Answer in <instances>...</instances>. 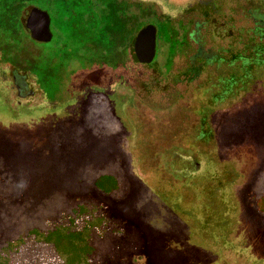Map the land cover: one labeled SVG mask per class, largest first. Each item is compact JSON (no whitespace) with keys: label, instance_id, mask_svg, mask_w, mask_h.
I'll use <instances>...</instances> for the list:
<instances>
[{"label":"rangeland","instance_id":"rangeland-1","mask_svg":"<svg viewBox=\"0 0 264 264\" xmlns=\"http://www.w3.org/2000/svg\"><path fill=\"white\" fill-rule=\"evenodd\" d=\"M174 1L129 0L128 14L156 26L161 40L167 21L155 20L177 16L185 2ZM217 5L229 36L219 24L203 28L202 49L230 62L249 49L264 0ZM195 49L171 57L161 41L152 67L130 55L115 69L71 64L44 90L54 93L49 103L30 75L33 94L19 101L11 78L24 74L0 59V264H63L36 233L55 229L85 230L90 264H264V214L255 207L264 195V70L230 86L236 69L210 65L188 81ZM101 176L118 190L101 191Z\"/></svg>","mask_w":264,"mask_h":264},{"label":"trees","instance_id":"trees-1","mask_svg":"<svg viewBox=\"0 0 264 264\" xmlns=\"http://www.w3.org/2000/svg\"><path fill=\"white\" fill-rule=\"evenodd\" d=\"M127 1L0 0V29L3 31L1 38L4 39V43H0V59L10 64L13 72H22L26 78L33 76L43 92L53 90L57 80H60L62 74L66 75L73 62L113 68L124 65L132 52L135 33L146 24L134 20L135 16L128 14ZM136 5L143 13L146 11L141 4ZM30 6H38L48 12L53 33L50 42L58 43V48L52 49L50 42L37 43L30 38L26 30V16ZM166 21L167 24L162 26L163 37L160 41L169 44V55L172 57L174 50L190 42H180L174 34L171 36L169 19ZM254 25L252 34L247 37L250 43L244 46L249 49H242L233 55L230 62H225L219 50L203 52L205 35L197 33V39L195 37L193 40L196 45L195 60L190 61L186 71L193 70L195 75L197 59H200L197 63L203 66L226 64L232 67L239 62L236 67L238 71L233 70L226 82L232 86L238 76L242 85L250 81L253 72L264 67V15L255 17ZM256 39L258 43L254 45ZM247 50L251 53L245 55ZM153 65L155 62L150 66ZM95 183L105 194L118 190L117 180L112 176H101ZM255 207L259 213L264 214V195L256 201ZM36 233L43 243L52 246L64 259L63 264H90L89 257L94 253V247L85 230L66 232L55 229L45 234Z\"/></svg>","mask_w":264,"mask_h":264},{"label":"flooded vegetation","instance_id":"flooded-vegetation-1","mask_svg":"<svg viewBox=\"0 0 264 264\" xmlns=\"http://www.w3.org/2000/svg\"><path fill=\"white\" fill-rule=\"evenodd\" d=\"M163 1H166V0H163ZM177 2V0H175ZM174 1V3H176ZM181 1H184L185 4L184 6H182L181 8H178L180 9L178 15L176 16H170V15H164V14H161L159 15V18H157V20L155 21H158L160 19H164V21H166V19L168 18L169 19V23H170V28H171V33L170 35L174 34L175 38L177 40H179L180 42H190L189 44L193 43V40L194 38L197 36V33L199 34V32H201V29H205V31L207 30V27L208 26H212V27H215V25L219 24L220 22L217 20V18L215 17V15L219 12V7H218V3L219 1H222V0H193L192 2L191 1H186V0H181ZM129 2V0L127 1V3ZM136 3V2H135ZM134 3V4H135ZM137 4H139V2H137ZM30 7H35V6H30ZM178 7V6H177ZM38 8V7H36ZM40 9V8H39ZM42 10V9H41ZM44 11V10H43ZM46 12V11H45ZM182 12V14H180ZM28 13V12H27ZM48 14V12H46ZM184 14H190L189 16H185ZM49 15V14H48ZM193 15H196L197 18L193 17ZM50 17V16H49ZM199 17V18H198ZM147 25H153L151 24L149 21L148 23H146L144 26H142L134 35V40L135 38L137 37L138 33ZM154 26V25H153ZM218 27H222V30L225 34H227L229 36V29H231V26L229 24V22H225L222 24V26L217 25ZM156 28V54L159 55V44H160V40L158 39L157 37V34H158V30H157V27L154 26ZM225 28H227V30H225ZM179 30L182 31V35L180 36L179 34ZM50 31H51V19H50ZM237 32V31H236ZM52 33V31H51ZM202 33V32H201ZM231 33H232V36L234 37L235 36V31L232 29L231 30ZM207 34V33H206ZM206 34H203V35H206ZM171 35V36H172ZM230 36V37H232ZM52 37H53V33H52ZM197 39V37H196ZM134 40H133V45H134ZM47 44V43H46ZM188 44V43H187ZM133 45H132V52L130 54L132 60L134 63H137L139 65H144V66H149V67H152L150 66L153 62L156 63L155 58L153 59V61L150 63V64H141V63H138L134 57V51H133ZM183 46H186V45H182L181 47ZM180 48H177L176 50H174L175 52L173 53V55L179 50ZM170 52V51H169ZM156 54H155V57H156ZM195 54H193L192 58L190 61H193L195 60ZM197 62H200V59H197ZM197 64V67L195 70L194 69V74L193 75V70H191L190 72L186 71L184 72L185 76L188 77V81H191L193 80L194 78H196L201 72L205 71V69L210 66V65H206V66H203L201 64ZM76 63V62H73V64ZM72 64V65H73ZM215 65V64H214ZM71 66V65H70ZM90 66H93V65H90ZM99 66V65H98ZM105 66V65H103ZM124 65H119L117 67H110L111 69H115V68H119V67H122ZM154 66V65H153ZM221 65L219 66H215L216 68L220 67ZM106 67H109V66H106ZM231 68V66H229ZM237 67V66H236ZM235 65L233 66V68H235ZM263 69L264 70V67H260L259 69ZM256 69V68H254ZM236 71H238L236 69ZM70 71L68 70L67 73H69ZM13 73V71H12ZM66 73V74H67ZM188 73V74H187ZM237 73V72H235ZM187 74V75H186ZM19 75V74H18ZM21 78L17 80V78L15 76H12L11 78V84L13 85L14 89H15V93H16V96L18 98V100H24L26 99V97H30L32 96L33 94V91L30 90V86L26 80V77L22 76V75H19ZM239 76L236 77L235 79V83L234 84H237L239 83ZM123 81V79H122ZM122 85V83H119L117 84V86H120ZM43 92V91H42ZM100 94V93H99ZM132 94V92H131ZM45 93L43 92V102L45 103H49L50 101H53V96L52 97H46L45 98ZM103 95V94H102ZM4 100V104H3V110H10L12 109V107L8 104V100L6 98H2ZM15 106L18 108V110L20 111L19 113H22L24 111V108L23 105L20 104V102H16ZM49 106L47 105L46 108H48ZM2 108V106H1ZM52 109H58V107H51ZM13 111V109H12ZM56 110H53L52 112H54ZM18 113V114H19ZM13 114V113H12ZM201 125L204 123V121L202 122L201 121V118L199 119ZM202 128V126H201ZM148 141V140H147ZM150 144V141H148V144ZM194 163V166H195V169L198 170L199 167H200V164L196 161H193ZM192 166V161H191V164ZM188 178V177H187Z\"/></svg>","mask_w":264,"mask_h":264},{"label":"water","instance_id":"water-1","mask_svg":"<svg viewBox=\"0 0 264 264\" xmlns=\"http://www.w3.org/2000/svg\"><path fill=\"white\" fill-rule=\"evenodd\" d=\"M26 30L37 43H49L52 39L49 15L36 7H30L26 16ZM134 57L138 63L150 64L156 54V28L145 26L137 35L133 45Z\"/></svg>","mask_w":264,"mask_h":264}]
</instances>
